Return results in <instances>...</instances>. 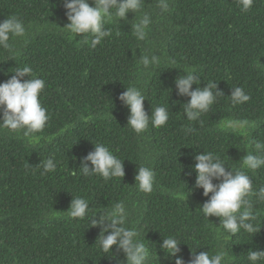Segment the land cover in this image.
<instances>
[{
    "label": "trees",
    "instance_id": "1",
    "mask_svg": "<svg viewBox=\"0 0 264 264\" xmlns=\"http://www.w3.org/2000/svg\"><path fill=\"white\" fill-rule=\"evenodd\" d=\"M236 2L169 0L170 11L162 13L156 0H143L140 12L105 24L112 35L92 48L91 35L69 38L61 29L68 23L63 0H0V22L14 15L27 28L25 37L10 41L13 52L0 48V83L16 67L30 66L45 81L40 101L50 117L31 138L0 128V264L126 263L124 254L113 259L111 252L102 251L101 230L90 220L70 221L58 229L37 220L36 215H49L43 208L56 210L71 196L86 199L93 211L123 201L129 212L126 227L137 229L150 251L146 264H175L176 257L161 249L163 236L185 210L195 205L199 210L207 199L203 189L194 188L195 173H188L193 156L209 151L251 178L248 199L258 232L231 235L217 228L219 222L210 238L189 246L203 247L210 256L225 251L224 264H251L249 250L264 251V200L256 195L264 187V166L249 170L242 163L247 153L264 154L255 148L256 142L264 144V0H255L248 11ZM143 12L152 23L146 39L138 41L131 25ZM141 55H157L160 64L144 70L138 64ZM189 71L205 85L216 82L224 93L191 122L181 106L188 98L173 99L169 90ZM133 85L150 106H166L169 120L163 127L150 123L138 135L127 126L129 115L117 103L116 92ZM234 87L251 99L233 105ZM225 120H246L249 126L233 131ZM97 143L124 161V177L106 181L82 174L80 159ZM49 158L57 167L44 173ZM141 165L155 172L151 193L134 187Z\"/></svg>",
    "mask_w": 264,
    "mask_h": 264
},
{
    "label": "clouds",
    "instance_id": "2",
    "mask_svg": "<svg viewBox=\"0 0 264 264\" xmlns=\"http://www.w3.org/2000/svg\"><path fill=\"white\" fill-rule=\"evenodd\" d=\"M255 0H237L236 6L242 11H248ZM260 1V0H258ZM94 6H90L88 0H63L68 23L61 29L69 34V38L83 35L86 39L91 35V47L95 48L103 39L112 35L105 28L114 18L126 20L128 13H137L142 10L143 0H92ZM156 7L162 13L170 11L169 0H156ZM152 23L147 12H143L140 18L131 25L133 34L138 41H144ZM27 28L22 20L11 16L0 22V48L13 52V44L10 43L18 37H25ZM138 64L144 70H149L160 64L157 55H141ZM28 77V79H24ZM203 78H199L194 72H187L178 76L169 89L173 99L188 98L181 106L188 121H197L202 114L207 113L218 97L224 96L218 90V84L214 81L204 84ZM45 88V81L36 77L30 66L16 67L11 78L0 83V128L11 132L22 131L25 138H31L33 134L41 132L48 120L47 109L42 106L40 94ZM116 99L123 111L128 113L127 126L138 135L144 133L149 124L155 128L163 127L169 120V111L166 106L159 104L150 106L145 102L146 97L136 86L121 87L117 90ZM115 95V96H116ZM231 103L239 105L248 102L251 97L243 88L234 87L231 90ZM156 107L155 109H152ZM152 111L151 116L148 114ZM224 126L233 131L243 130L249 126V122L238 120H225ZM187 128L186 132H192ZM255 148L264 153V144L256 142ZM194 166L188 173H195V189H203V195L207 199L202 202V207L197 210L196 205L185 210L183 215L163 236L161 249L167 256L176 257L175 264H224L227 253L219 251L214 255L205 252V248H191L205 242L212 236L213 224L220 226L231 235H236L241 230L247 233H257L258 229L252 221L256 220L253 205L248 199L252 193V180L243 171H233L213 152L193 156ZM123 162L102 143L94 145V150L80 159V168L85 176L99 175L104 180L124 177ZM243 167L249 170H257L264 166V154L254 155L247 153L242 158ZM91 166V167H90ZM44 173L56 170L53 158L47 159L42 165ZM73 175L76 170H72ZM43 174V173H42ZM135 188L143 193H151L155 182V172L147 166H139L134 177ZM213 181H219L214 183ZM264 200V187L256 194ZM49 215H36L37 220L51 228H61L67 222L74 220H90L92 227L99 228V244L103 252H111L113 259L121 258L124 254L126 263L122 264H146L150 251L141 241L139 232L135 228L126 227L129 212L123 201L115 203L110 209L93 211L88 201L82 197H69L62 203V207L52 209L43 208ZM97 236V237H98ZM113 251L115 253H113ZM120 258V259H121ZM251 264H257L264 259V251L249 250L247 255ZM111 262L110 264H115Z\"/></svg>",
    "mask_w": 264,
    "mask_h": 264
}]
</instances>
